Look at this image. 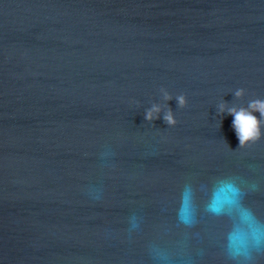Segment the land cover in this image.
I'll return each instance as SVG.
<instances>
[{
    "label": "water",
    "instance_id": "1",
    "mask_svg": "<svg viewBox=\"0 0 264 264\" xmlns=\"http://www.w3.org/2000/svg\"><path fill=\"white\" fill-rule=\"evenodd\" d=\"M257 99L264 0H0V264H264Z\"/></svg>",
    "mask_w": 264,
    "mask_h": 264
},
{
    "label": "clouds",
    "instance_id": "2",
    "mask_svg": "<svg viewBox=\"0 0 264 264\" xmlns=\"http://www.w3.org/2000/svg\"><path fill=\"white\" fill-rule=\"evenodd\" d=\"M245 90L238 89L235 91V97L240 99L244 96ZM165 101L172 100L173 97L169 92L164 91ZM177 104L180 108L187 106V98L185 95H178L176 98ZM161 107L158 104H153L151 108L147 109L144 114V119L148 122L160 119ZM227 112L234 119L232 121V127L235 130L236 136L239 140V147H243L249 142H255L261 138V120L257 118L253 113L259 112L260 117L264 118V101L254 100L250 101L247 108L240 107H226L225 104L220 105V114L223 115ZM165 124L168 126H175L177 120L175 119L172 109L169 107L163 116Z\"/></svg>",
    "mask_w": 264,
    "mask_h": 264
}]
</instances>
